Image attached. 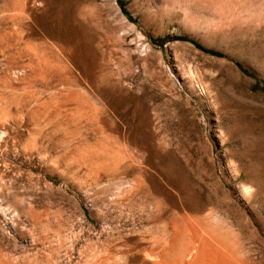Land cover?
Returning <instances> with one entry per match:
<instances>
[{
  "label": "rangeland",
  "instance_id": "1",
  "mask_svg": "<svg viewBox=\"0 0 264 264\" xmlns=\"http://www.w3.org/2000/svg\"><path fill=\"white\" fill-rule=\"evenodd\" d=\"M192 1L0 0V264H264V26Z\"/></svg>",
  "mask_w": 264,
  "mask_h": 264
},
{
  "label": "bare ground",
  "instance_id": "2",
  "mask_svg": "<svg viewBox=\"0 0 264 264\" xmlns=\"http://www.w3.org/2000/svg\"><path fill=\"white\" fill-rule=\"evenodd\" d=\"M191 1V0H190ZM222 1H224V3L225 4H227L229 7H228V9L230 8V10H228V12H229V14L227 15L228 16V20H229V22H227V24H225L227 27H228V23H230V26L232 27V29L233 28H235V29H238V30H240V29H246V30H249L250 32H255L254 30L255 29H259V28H263V26H264V0H222ZM227 1V2H226ZM193 3L195 2V1H192ZM191 2V3H192ZM196 2H198V0L196 1ZM195 2V3H196ZM221 2V1H220ZM190 3V2H189ZM192 3V4H193ZM194 3V4H195ZM191 4V5H192ZM196 5V4H195ZM193 5L195 8H194V15H196V16H199L200 17V19L201 18H203L204 17V12L205 11H203V10H201V8H200V4H198V5ZM192 6V7H193ZM225 10V9H224ZM190 11H192V10H190ZM194 17V16H193ZM227 21V20H226ZM224 23H226V22H224ZM224 25V24H223ZM231 27L229 28V29H231ZM225 28V27H224ZM234 29V30H235ZM246 190V189H245ZM248 197H251L252 195H253V193H251V191H245L244 192ZM148 198V197H147ZM153 204V203H152ZM159 211V210H158ZM162 217V216H161ZM204 217V216H203ZM209 218V217H208ZM158 219V218H157ZM199 219V218H198ZM195 220H197V219H195ZM202 220H204L205 221V219L203 218ZM211 222V226L213 225L212 223V221H210ZM193 223V222H192ZM197 223V222H196ZM207 223V222H206ZM194 224V223H193ZM204 223L202 222V224H197L198 225V227H199V225H201V227H203L204 225H203ZM203 225V226H202ZM207 225V224H206ZM205 225V227H207L208 228V225L206 226ZM209 225V226H210ZM214 225L216 226V224L214 223ZM213 225V226H214ZM218 225V224H217ZM221 226V225H220ZM218 227V229L220 228V229H222L221 227ZM194 227H197V226H195L194 225ZM207 228H205V229H207ZM217 228V227H216ZM204 229V230H205ZM211 229V231L213 232L214 231V235H215V228L214 227H210L208 230H210ZM220 229H219V231H217L216 232V234H218V232H222V231H220ZM192 230H194V228L192 229ZM196 231L197 232H194V233H197V234H199V236H206V235H204V234H202L201 233V235H200V233H198V231H200V229L198 228H196ZM59 232V231H58ZM64 232V231H63ZM177 232V231H176ZM192 232V233H193ZM204 232V231H203ZM210 232V231H209ZM208 231L207 232H204V233H209ZM211 232V233H212ZM223 233V232H222ZM59 234H60V232H59ZM59 234H57V235H59ZM213 234H210L211 236H212V238L213 239H215L214 238V236H213ZM225 234V233H224ZM61 235H63L62 233H61ZM195 235V238L197 237L196 236V234H194ZM220 236V238H219V236ZM218 235H216V236H218V238L217 239H220V241H218V242H221L222 241V238H225L226 239V237L224 236V237H222L221 235L222 234H218ZM229 235H230V233H229ZM54 236V235H53ZM231 236V235H230ZM230 236H228V237H230ZM61 237V236H60ZM59 236H58V239L60 238ZM69 237V236H68ZM194 237V236H193ZM193 237H191V238H193ZM202 237H200L199 238V240L202 238ZM195 238H194V240H192L194 243H197V242H199V240L197 241V242H195ZM206 238H207V236H206ZM209 238H211L210 236H209ZM235 238V237H234ZM234 238H232V237H230V239H232V241H234L233 239ZM63 239V238H62ZM196 239H198V238H196ZM223 240L224 241V244H221V243H219L221 246H222V248L223 249H225L224 251L223 250H221L220 249V251L218 250V253H221V251H223L221 254V258L223 257L224 259H226V260H223L224 261V263H225V261H226V263L225 264H252V259H251V257L252 256H249V255H246V252H245V254H244V252L242 253V252H240V248H239V246H238V241H235V242H229V241H226V240ZM69 240H70V238H69ZM209 239L207 238V240H205V242L206 241H208ZM61 240H59V242H60ZM64 241V240H63ZM65 241L67 242V240L65 239ZM216 240H214L213 242H215ZM205 242H204V244H205ZM217 242V243H218ZM227 242H229L230 244L231 243H236V244H234L235 245V247L233 246L232 247V245H229V243L227 244ZM57 243H58V241H57ZM61 243V246H62V248H63V245H62V243H65V242H60ZM110 243V242H109ZM207 243V242H206ZM216 243V244H217ZM67 243H65V245H66ZM203 244V245H204ZM227 244V245H226ZM65 245H64V247H65ZM110 245V244H109ZM192 245V244H191ZM212 245V243H210V246L208 247L209 249H205L206 250V253H207V251H210L211 252V250H213V252H211L213 255H215V256H217V254L218 253H216L217 251H215V254H214V249L217 247V245L215 246V244L213 243V245H214V247H212L211 246ZM228 245H229V247H228ZM67 246V245H66ZM194 246V248H200V246H196L195 247V244L193 245ZM205 246V247H204ZM203 247L204 248H206V244L204 245ZM232 248H231V247ZM56 247V246H55ZM202 247V248H203ZM50 248V247H49ZM58 248V247H57ZM57 248H55L56 250H54L55 252L57 251ZM66 248V247H65ZM211 248V249H210ZM214 248V249H213ZM47 249V248H46ZM59 249V248H58ZM66 249H68V248H66ZM107 249V248H106ZM188 249H189V246H188ZM195 249V250H196ZM197 249V250H198ZM111 250V248L109 249V251ZM190 250V249H189ZM205 250H203L202 251V254L205 252ZM67 251V250H66ZM199 252H200V250H198ZM47 252V251H46ZM63 251H61L60 250V254L62 253ZM111 252H112V250H111ZM111 252H109V253H111ZM207 253L208 254V257H206V253H204L203 255L201 254V252H200V254L199 253H197V254H199L200 256L198 257L197 255H194V257L192 258V259H195V260H197L198 258H200V260L199 261H201V258L202 257H205L206 259H209V255L211 254V253ZM59 253V252H58ZM106 253V252H105ZM104 253V254H105ZM108 253V252H107ZM106 253V254H107ZM193 253V252H192ZM194 253H195V251H194ZM249 253V252H248ZM46 254H48V252L46 253ZM103 255L104 257L106 256V257H109L110 255H112V254H109V256H107V255ZM211 254V255H212ZM242 255V256H241ZM251 255V254H250ZM52 256V255H51ZM50 256V257H51ZM214 256V257H215ZM104 257H102L101 256V259L102 258H104ZM105 257V258H106ZM112 257V256H111ZM188 257V256H187ZM196 257H198L197 259H196ZM213 257V258H214ZM219 257V258H220ZM44 258V257H43ZM52 258V257H51ZM58 258V257H57ZM50 259V258H49ZM101 259H99L98 261H100ZM48 260V259H47ZM46 260V261H47ZM51 260V259H50ZM106 261H107V258L105 259ZM105 260H103L104 262H105ZM109 260V259H108ZM110 260H111V258H110ZM195 260H193V261H191L193 264H196V263H194V262H197V261H195ZM203 260V259H202ZM221 260V259H220ZM228 260V261H227ZM63 261V260H62ZM189 261V260H188ZM198 261V262H199ZM206 261V263L207 264H209L208 262H207V260H205ZM218 261V260H217ZM48 262H50L49 260H48ZM47 262V263H48ZM57 263H58V261H56ZM60 262V261H59ZM102 262V261H101ZM135 262V261H134ZM190 262V261H189ZM215 262H216V260H215ZM228 262V263H227ZM56 263V264H57ZM95 263V262H94ZM103 263V262H102ZM101 263V264H102ZM192 263H190V264H192ZM205 264L203 261H201L200 262V264ZM212 263H213V261H212ZM222 264V260H221V262H219V264ZM18 264H20V263H18ZM41 264V263H40ZM42 264H45V261H44V263H42ZM49 264H51V263H49ZM54 264V263H53ZM97 264H98V262H97ZM100 264V263H99ZM106 264V263H105ZM109 264V263H108ZM148 264V263H147ZM185 264V263H184ZM216 264V263H215ZM217 264H218V262H217Z\"/></svg>",
  "mask_w": 264,
  "mask_h": 264
},
{
  "label": "trees",
  "instance_id": "3",
  "mask_svg": "<svg viewBox=\"0 0 264 264\" xmlns=\"http://www.w3.org/2000/svg\"><path fill=\"white\" fill-rule=\"evenodd\" d=\"M121 4H122V2L121 1H119ZM194 44H196V43H194ZM197 45V44H196Z\"/></svg>",
  "mask_w": 264,
  "mask_h": 264
}]
</instances>
